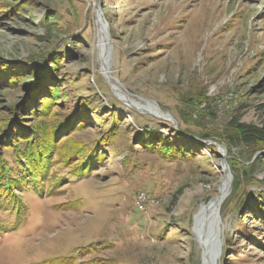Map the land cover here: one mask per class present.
<instances>
[{
	"label": "rangeland",
	"instance_id": "1",
	"mask_svg": "<svg viewBox=\"0 0 264 264\" xmlns=\"http://www.w3.org/2000/svg\"><path fill=\"white\" fill-rule=\"evenodd\" d=\"M97 13L111 39L108 77ZM144 100L166 117L140 109ZM68 116L59 156L103 140L102 156L58 194L27 189L16 227L0 211V264L77 260L89 246L78 262L203 264L194 217L217 195L223 158L233 181L220 264H264V149L224 139L233 120L264 128V0H0V138ZM147 133L169 138L170 151Z\"/></svg>",
	"mask_w": 264,
	"mask_h": 264
},
{
	"label": "trees",
	"instance_id": "2",
	"mask_svg": "<svg viewBox=\"0 0 264 264\" xmlns=\"http://www.w3.org/2000/svg\"><path fill=\"white\" fill-rule=\"evenodd\" d=\"M53 21L54 17H50L47 22ZM18 109H14L13 114ZM47 109L49 108L46 106L40 107L41 111ZM71 119L72 117L68 116L59 120L47 132L34 130L25 134L26 128L20 129L14 126L9 130V133L4 131L7 134L6 137L0 138V211L6 214H15L14 227L21 221V216L26 214L21 197L27 189L39 196L51 197L60 193V188L65 181L88 177L96 161L99 162L102 153L98 149L104 147L103 140L95 141L92 144H83L82 147L66 152L67 154L62 157L59 156V146L62 141L56 143L57 138L68 130ZM227 133L228 135L224 139L229 147L246 148L253 151L264 149V128L240 124L233 120L229 123ZM139 136L158 142V144H153L158 150L170 151L171 144L165 142L170 139H162L163 137L159 133L140 134ZM207 137L209 136H202L203 139ZM162 142L165 144H162L163 148H159ZM164 147L166 148L164 149ZM73 163L76 165L71 166ZM63 170L67 171L63 173ZM4 229H8V227L5 224H0V232ZM89 253H92V246L82 248L79 250L78 259L81 260ZM78 259L62 257L39 264H94L93 260L78 262Z\"/></svg>",
	"mask_w": 264,
	"mask_h": 264
},
{
	"label": "bare ground",
	"instance_id": "3",
	"mask_svg": "<svg viewBox=\"0 0 264 264\" xmlns=\"http://www.w3.org/2000/svg\"><path fill=\"white\" fill-rule=\"evenodd\" d=\"M96 33L97 52L101 61V69L104 72V75L108 77L110 76L111 39L109 37V30L104 23V18L99 13H97L96 16ZM116 90L123 93L120 88L116 87ZM144 102H146L148 107L146 105H140V109L145 107L146 110L149 109V111L155 115L166 117L157 105L148 100H144ZM221 153L226 154L225 149L222 148ZM223 162L224 173L222 174V178L219 182L217 195H215L208 204L206 203L207 205H203L198 214L194 217L193 230L197 233L196 237L198 242L201 243L200 248L202 250L203 264H220V250L222 248L221 235L224 229V223L220 216V210L222 204L230 194L233 181L228 163L225 160Z\"/></svg>",
	"mask_w": 264,
	"mask_h": 264
},
{
	"label": "built area",
	"instance_id": "4",
	"mask_svg": "<svg viewBox=\"0 0 264 264\" xmlns=\"http://www.w3.org/2000/svg\"><path fill=\"white\" fill-rule=\"evenodd\" d=\"M146 197L143 194H140L137 197V201H136V208L138 211L143 212L145 210V205H144V201H145Z\"/></svg>",
	"mask_w": 264,
	"mask_h": 264
},
{
	"label": "water",
	"instance_id": "5",
	"mask_svg": "<svg viewBox=\"0 0 264 264\" xmlns=\"http://www.w3.org/2000/svg\"><path fill=\"white\" fill-rule=\"evenodd\" d=\"M151 102V101H150ZM152 103H154V102H152ZM155 104V103H154ZM156 105V104H155ZM143 111H145L146 113H148L150 116H153V117H156V118H159L158 117V115H155L154 113H152V112H150L149 110H143ZM169 122H171V123H174V121L168 116V119H167ZM220 152L222 151V148H219V147H216ZM222 156V158H223V155H221ZM223 160H224V158L222 159V162H221V167H222V170L224 171V169H223V164H224V162H223ZM194 234L197 236V233L194 231ZM199 243V246H201V243L200 242H198Z\"/></svg>",
	"mask_w": 264,
	"mask_h": 264
}]
</instances>
